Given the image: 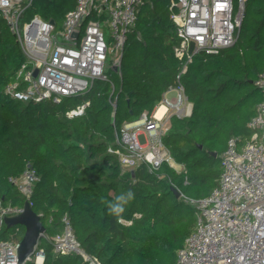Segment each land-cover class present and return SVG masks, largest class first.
<instances>
[{
  "label": "trees",
  "instance_id": "1",
  "mask_svg": "<svg viewBox=\"0 0 264 264\" xmlns=\"http://www.w3.org/2000/svg\"><path fill=\"white\" fill-rule=\"evenodd\" d=\"M172 1L143 0L122 54L121 75L107 71V80L95 79L85 92L59 103L23 101L6 92L27 59L0 16V200L24 206L27 196L10 178L30 164L39 180L29 200L41 215L45 237L37 248L44 251L43 262L29 264H89L53 250L65 213L81 247L104 264H173L196 220L195 205L183 195H209L218 185L228 139L251 137L248 121L263 98L255 80L264 71V0H246L233 46L197 54L185 68L174 53L179 37ZM75 3L35 0L28 17L37 12L61 27ZM179 74L193 110L188 117H170L163 142L182 169L164 161L157 169L143 163L122 171L118 155L108 150L118 146L117 131L143 112L152 113ZM86 101L83 115H67ZM173 186L183 195L176 197ZM128 190L135 198L122 219L130 223H118L105 202ZM18 227L20 241L24 227ZM14 229L4 226L1 236L9 238Z\"/></svg>",
  "mask_w": 264,
  "mask_h": 264
},
{
  "label": "built area",
  "instance_id": "2",
  "mask_svg": "<svg viewBox=\"0 0 264 264\" xmlns=\"http://www.w3.org/2000/svg\"><path fill=\"white\" fill-rule=\"evenodd\" d=\"M34 2L0 0V16L8 23L27 59L6 85L11 97L34 102L51 99L59 103L63 97L85 92L95 79H108L109 53L115 58L112 67L121 75L122 54L143 0H76L61 27L54 18L45 19L37 12L28 17ZM245 3L246 0L172 1L171 19L179 37L174 53L184 60V68L197 54L204 57L218 54L236 43ZM104 25L109 28V39ZM36 68L39 72L34 76ZM177 78V85L164 93L152 113L143 112L117 131L118 146L108 150L118 155L122 171H132L143 163L157 169L164 161L176 167L163 136L172 115L188 117L193 110L180 74ZM255 85L261 89L263 98L248 121L251 137L245 141L238 137L228 139L218 185L209 195L189 198L182 194L195 205L196 220L173 264H264V71ZM171 91L175 94L169 98ZM88 105L86 101L68 110L67 115H83ZM10 180L32 204L29 199L39 180L36 170L27 164L19 176ZM22 211L23 206L0 200V264H19L20 241L16 239L19 225L8 233L9 238L1 233L6 226L5 218ZM52 241L56 253L79 255L89 264H104L81 247L67 213L62 217L61 232ZM39 256L42 263L43 249L21 264L39 263Z\"/></svg>",
  "mask_w": 264,
  "mask_h": 264
},
{
  "label": "water",
  "instance_id": "3",
  "mask_svg": "<svg viewBox=\"0 0 264 264\" xmlns=\"http://www.w3.org/2000/svg\"><path fill=\"white\" fill-rule=\"evenodd\" d=\"M193 47L194 42L191 41L190 51H192ZM38 72L39 70L36 68L33 72L34 76H37ZM172 190L176 197H180L182 195L178 188L173 186ZM5 222L8 228L14 227L16 225H21L24 227V234L17 249L18 263L21 264L29 256L35 254L37 251L39 239L42 233L45 231V225L42 222L41 215L35 212L28 200L25 201L22 212L13 216H7L5 218Z\"/></svg>",
  "mask_w": 264,
  "mask_h": 264
},
{
  "label": "clouds",
  "instance_id": "4",
  "mask_svg": "<svg viewBox=\"0 0 264 264\" xmlns=\"http://www.w3.org/2000/svg\"><path fill=\"white\" fill-rule=\"evenodd\" d=\"M135 198L133 191L128 190L126 193L118 195L114 201L105 202L109 215L115 216L118 223H123L122 214L125 211V205Z\"/></svg>",
  "mask_w": 264,
  "mask_h": 264
},
{
  "label": "rangeland",
  "instance_id": "5",
  "mask_svg": "<svg viewBox=\"0 0 264 264\" xmlns=\"http://www.w3.org/2000/svg\"><path fill=\"white\" fill-rule=\"evenodd\" d=\"M104 30L106 32V35H107V38L110 37V33H109V28L107 25H104ZM114 61H115V58L109 53L108 54V59H107V62H106V69L107 71H110V70H114V68L112 67V63L114 64ZM174 92H171L168 94V97L171 98L174 96ZM143 140V139H142ZM175 162V161H174ZM176 163V162H175ZM177 164V163H176ZM179 167V166H178Z\"/></svg>",
  "mask_w": 264,
  "mask_h": 264
},
{
  "label": "crops",
  "instance_id": "6",
  "mask_svg": "<svg viewBox=\"0 0 264 264\" xmlns=\"http://www.w3.org/2000/svg\"><path fill=\"white\" fill-rule=\"evenodd\" d=\"M172 92V91H171ZM171 92H169V93H171ZM168 93V94H169ZM176 164V163H175ZM179 166V167H178ZM177 170H180V169H182V166L181 165H179V164H176V167H175Z\"/></svg>",
  "mask_w": 264,
  "mask_h": 264
},
{
  "label": "bare ground",
  "instance_id": "7",
  "mask_svg": "<svg viewBox=\"0 0 264 264\" xmlns=\"http://www.w3.org/2000/svg\"><path fill=\"white\" fill-rule=\"evenodd\" d=\"M41 260H42V257H41V256H39V258H38V261H39V263L41 262Z\"/></svg>",
  "mask_w": 264,
  "mask_h": 264
}]
</instances>
